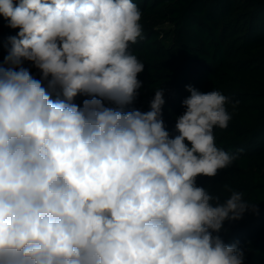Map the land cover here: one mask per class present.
<instances>
[{
    "label": "clouds",
    "instance_id": "9594fccd",
    "mask_svg": "<svg viewBox=\"0 0 264 264\" xmlns=\"http://www.w3.org/2000/svg\"><path fill=\"white\" fill-rule=\"evenodd\" d=\"M0 14L19 29L0 67V264H243L219 233L258 209L196 183L238 159L215 142L229 98L187 86L174 137L162 89L149 111L121 110L142 86L138 4L0 0ZM80 93L94 98L79 107Z\"/></svg>",
    "mask_w": 264,
    "mask_h": 264
},
{
    "label": "trees",
    "instance_id": "16d2710c",
    "mask_svg": "<svg viewBox=\"0 0 264 264\" xmlns=\"http://www.w3.org/2000/svg\"><path fill=\"white\" fill-rule=\"evenodd\" d=\"M133 2L142 12L143 32L129 45V52L144 64V70L138 74L142 86L134 100L121 110L149 111L155 91L162 89L161 119L174 137L176 117L184 113L182 102L190 96L187 86L202 93L218 90L229 98V126L214 129L215 142L226 152H239L238 159L215 177L198 176L196 183L220 202L235 190L255 204L258 212L249 210L239 220L225 221L219 234L226 244L238 242L245 254L243 264H264V0ZM18 32L0 14V67H11L10 37ZM23 67L41 78L31 62L24 61ZM57 98L52 93V99ZM93 98L80 93L73 103L83 107L85 100ZM95 98L105 107H118Z\"/></svg>",
    "mask_w": 264,
    "mask_h": 264
}]
</instances>
